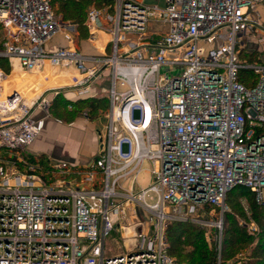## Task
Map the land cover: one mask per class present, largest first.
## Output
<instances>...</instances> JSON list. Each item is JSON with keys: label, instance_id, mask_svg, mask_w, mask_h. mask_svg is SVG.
Segmentation results:
<instances>
[{"label": "built area", "instance_id": "2783aa9c", "mask_svg": "<svg viewBox=\"0 0 264 264\" xmlns=\"http://www.w3.org/2000/svg\"><path fill=\"white\" fill-rule=\"evenodd\" d=\"M0 24V58L66 81L31 104L0 89V264H176L169 224L216 228L221 254L228 194L245 187L264 208V0H112L85 23L89 39L109 36L104 55L80 52L77 25L56 17L52 0H0ZM57 33L69 45L48 50ZM244 69L255 77L248 87ZM104 76L109 109L92 162L30 154L44 94L86 98ZM115 231L124 252L107 255Z\"/></svg>", "mask_w": 264, "mask_h": 264}, {"label": "trees", "instance_id": "16d2710c", "mask_svg": "<svg viewBox=\"0 0 264 264\" xmlns=\"http://www.w3.org/2000/svg\"><path fill=\"white\" fill-rule=\"evenodd\" d=\"M52 2L57 14L65 21L77 25L80 39L83 41L89 38L85 24L89 7L94 4L103 9L102 7L111 4L112 0H53ZM242 57L251 62L257 60L256 53H246ZM7 62V58H0L1 67L4 68ZM252 78L255 77L251 71L241 70L239 81L243 85L250 86ZM56 109L59 110L56 116L64 120L70 121L79 116L96 119L94 116L98 112L100 116L106 114L109 100L96 95L78 99L63 98V95H59L49 112L52 115L56 114ZM34 156L44 163L49 161L44 153ZM242 199H246V207L241 203ZM226 203L229 210L224 215L221 254L217 248V240L213 237L208 240L205 231L199 226L186 222H174L168 225L169 253L175 258L176 264H226L232 259L235 261L238 254L244 256L242 264H264V208L259 207L253 194L242 186L234 188L228 194ZM237 216L245 219L246 223L240 224ZM251 221L257 224L258 232L251 233L248 230L247 225Z\"/></svg>", "mask_w": 264, "mask_h": 264}, {"label": "crops", "instance_id": "0c3cea01", "mask_svg": "<svg viewBox=\"0 0 264 264\" xmlns=\"http://www.w3.org/2000/svg\"><path fill=\"white\" fill-rule=\"evenodd\" d=\"M148 1L163 4V0ZM98 32V38L105 36V43L108 42L109 36L105 35L103 31ZM102 48L103 45L99 49ZM50 79L53 78L49 77ZM54 79L57 80V78ZM9 81L11 85H8ZM57 81L66 82L62 78ZM34 82V77H10L1 88L2 94L4 96L9 90L16 88L20 91H26ZM69 92L76 96L74 92ZM74 99H78V97L76 96ZM32 118L36 122L39 133L28 147L30 154L44 153L54 162H67L79 167L91 163L97 156L99 146L96 139V131H98L96 123H91L88 119L81 118L73 124L64 125L59 121L50 119L48 112L39 109L33 111Z\"/></svg>", "mask_w": 264, "mask_h": 264}, {"label": "rangeland", "instance_id": "374dc122", "mask_svg": "<svg viewBox=\"0 0 264 264\" xmlns=\"http://www.w3.org/2000/svg\"><path fill=\"white\" fill-rule=\"evenodd\" d=\"M52 6H53V2H52ZM92 7L100 8V7L94 6V4H92V6L89 7L87 12ZM106 7H107V4H105L102 8L105 9ZM53 10H54V13H55L56 17H61L62 18L61 15L56 13L54 6H53ZM62 20H64V19L62 18ZM87 33H88V35L90 34L88 28H87ZM4 34L5 33L3 32L2 28H1V30H0V44H1V41L3 40ZM105 39H106V37L103 36V37L95 39V40L84 39L82 41L80 39V36H79V41L76 44V46L79 48V50H80V52L82 54L104 55L103 52H100L101 50L99 48H100V46H102L105 43V41H106ZM66 45H69L68 37L65 34H63V33H57L51 38V40L47 41V43L45 45V48L50 50V49H55V48H58L60 46L62 47V46H66ZM2 70H3L4 75H5L4 77H8V76H9L8 78L14 77V76H12L13 72L15 71L14 61L8 60L7 64H5L4 68L2 67ZM181 70H182V67L164 66V67H162L161 72H162V74H168L169 76H174V75L179 74L181 72ZM47 72H50L49 68L47 69ZM15 78H17V77H15ZM35 78H38V77H35ZM8 85H11L10 81H9ZM31 85L33 86V84H31ZM63 85H64V83H63ZM109 86H110L109 85V77L108 76H104L103 79H101L98 83L94 84V88H95L94 95L99 96V97H106L108 99L107 95H108V91H109ZM49 87H51V84H50ZM69 91L70 90L67 89V88H61V89L58 90V94H54L53 92H50V91H48V92H46L44 94V98H47L49 100L48 115H49L50 119L55 120V121H59V122L63 123L64 125L73 124L74 122H76L77 120H79L81 118L88 119L89 122L97 124L96 127H98V129H97L98 131L103 130L104 127H105V124H106V117H105L106 114L100 116L99 112H98V114L96 116H94V117H96V119H89V118H86L85 116H79V117H75L72 120L68 121V120H64L62 118L60 119V118H58L59 116H56V115L59 114V113H56V112L59 111L58 109L55 110L56 114L52 115L51 112H49V110L52 107V105H53V103H54V101H55L57 96L63 95V98H68V99H74L76 97L75 95H73ZM62 117L63 118H69V117H65V116H62ZM96 139H97V131H96ZM142 167H143V172L140 174V176L138 178V183L141 186H144V185L148 184V170L150 169V163L146 161V162L143 163ZM241 203L244 204V207L247 206L246 199H242ZM228 210H229V207H228L227 211ZM237 219L239 220L240 224H245L246 223L245 219L241 218L240 216H237ZM247 221H250V220H247ZM195 225L199 226L201 229H203L205 231V236L207 237L208 240L211 239L212 237L215 239V237H217L219 235V233H218L216 228H213V227H211V228L210 227L209 228L208 227H202L201 225H197V224H195ZM223 227H224V224H223ZM222 235H223V232H222ZM120 236H121L120 232L115 231L112 234V236H110V238L107 239L106 251H105V253L107 255L116 254L117 252H124V249H123L124 244L121 241ZM238 255H237V257L235 256L236 259L240 258V256H242L240 254H238ZM231 261H227L226 264H232L233 261L232 262Z\"/></svg>", "mask_w": 264, "mask_h": 264}, {"label": "bare ground", "instance_id": "6f19581e", "mask_svg": "<svg viewBox=\"0 0 264 264\" xmlns=\"http://www.w3.org/2000/svg\"><path fill=\"white\" fill-rule=\"evenodd\" d=\"M14 64H15V71L13 72L14 77H34L35 82L33 83V86H29V88L26 91H20L17 88L16 89H12V90H18L21 95L26 99V102L28 104H31L32 100L37 98V96L40 95V93L47 87L50 86H59L60 84H62V81H57L56 79H50V80H46L44 75H37V74H32V73H28V72H24L19 68V65L17 63L16 60H13ZM9 77V76H8ZM8 77H4L0 80V88L3 87V85L5 84V82L7 81ZM38 77V78H35ZM50 78H52V76H50ZM11 90H9L7 93H9ZM3 95V94H2Z\"/></svg>", "mask_w": 264, "mask_h": 264}, {"label": "water", "instance_id": "95a60500", "mask_svg": "<svg viewBox=\"0 0 264 264\" xmlns=\"http://www.w3.org/2000/svg\"><path fill=\"white\" fill-rule=\"evenodd\" d=\"M16 92H17V90H11V91L9 92V94H10V96H13Z\"/></svg>", "mask_w": 264, "mask_h": 264}]
</instances>
